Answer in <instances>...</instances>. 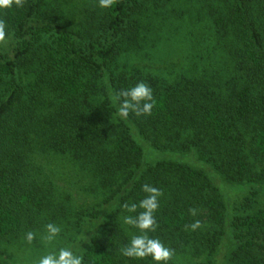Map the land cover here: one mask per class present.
Returning a JSON list of instances; mask_svg holds the SVG:
<instances>
[{
  "label": "trees",
  "instance_id": "1",
  "mask_svg": "<svg viewBox=\"0 0 264 264\" xmlns=\"http://www.w3.org/2000/svg\"><path fill=\"white\" fill-rule=\"evenodd\" d=\"M152 1L114 0L99 27L85 34L54 22L44 0H23L0 12L6 40L14 43L12 55L0 59V83L9 92L0 104V245L33 225L30 218L44 205L28 173L39 138L53 151L85 158L110 187L76 245L83 264H138L121 255L128 242L111 214L139 203L144 184L163 193L150 235L173 252L191 246L207 252L209 264H264V209L247 212L252 201L238 204L229 194L243 188L222 181L264 190V0H197L209 11L235 75L174 84L114 69L138 39L139 14ZM22 71L38 78L32 90L21 81ZM139 82L153 89L152 114L122 119L115 97ZM99 93L105 99L95 105ZM248 133L260 172H251L242 150ZM178 151H198L207 163ZM206 209L205 231H193L192 210L205 215Z\"/></svg>",
  "mask_w": 264,
  "mask_h": 264
},
{
  "label": "rangeland",
  "instance_id": "2",
  "mask_svg": "<svg viewBox=\"0 0 264 264\" xmlns=\"http://www.w3.org/2000/svg\"><path fill=\"white\" fill-rule=\"evenodd\" d=\"M45 9L51 11L52 20L64 29L85 34L99 27L104 8L99 7V0H44ZM140 29L138 39L126 46L114 69L118 72L148 73L167 84H174L186 79H223L228 80L235 75L230 67L228 55L223 52L216 34L212 18L206 8L197 0H153L139 14ZM14 43L6 40L0 48V59L3 55H12ZM21 81L31 90L36 85V76L27 71L21 72ZM8 87L0 83V104L8 97ZM44 106L51 104V95L45 91ZM102 93L94 100L99 105L104 100ZM115 118V117H114ZM116 120V119H115ZM29 154L28 173L31 179L43 192L44 205L31 220L33 225L25 227L17 237H13L0 245V261L3 264H32L48 250L40 240L47 223H55L62 228L60 238L55 243L57 248L76 245L81 235L91 228L89 217L99 210L110 195V187H104L100 177L85 158L72 153H61L48 148L43 141L36 138ZM243 153L250 165L251 172H260L262 160L251 146V135L245 134ZM187 152L178 153L181 157ZM195 162L207 163L198 151L194 154ZM208 170V169H207ZM235 189L229 194L236 203L250 199L251 205L245 210L250 213L264 209V190L256 185L249 187L246 181L233 183L222 180ZM256 192V193H255ZM255 193V195H254ZM208 208V207H207ZM244 209V208H243ZM195 214V222L199 221L203 232L209 215ZM36 212L33 211L32 215ZM111 214L120 222L125 238L129 243L139 231L125 225L120 219L127 213L123 207ZM89 216V217H88ZM88 217V218H87ZM210 227L207 226V230ZM202 230V229H201ZM27 231L37 233L32 245L24 241ZM232 249V248H231ZM171 264H209V255L195 247L188 246L173 252ZM152 264V263H151Z\"/></svg>",
  "mask_w": 264,
  "mask_h": 264
},
{
  "label": "clouds",
  "instance_id": "3",
  "mask_svg": "<svg viewBox=\"0 0 264 264\" xmlns=\"http://www.w3.org/2000/svg\"><path fill=\"white\" fill-rule=\"evenodd\" d=\"M114 0H99V7L109 8ZM23 0H0V12L11 10L13 7H21ZM8 37L6 25L0 20V43H3ZM118 103L117 115L122 119H127L130 115L147 116L152 114L155 106L153 89L144 82H139L126 90H122L115 97ZM142 191L145 197L136 202H130L123 205V210L127 215L120 217L125 225L131 226L139 231V235H134L130 242L120 249L123 257L139 262H146L149 258L152 264H170L173 257V251L166 247L158 238H153L150 233L157 229L156 213L160 207V198L163 193L150 184H144ZM142 210V211H138ZM195 215V210H192ZM193 231L201 227L199 221L191 226ZM62 228L55 223L45 225L44 234L40 236L41 242L48 249L45 254L39 256L32 264H83V256L76 254L73 246L66 247L55 246L60 238ZM37 239V233L27 231L24 234V241L27 245ZM3 264V261H0Z\"/></svg>",
  "mask_w": 264,
  "mask_h": 264
}]
</instances>
